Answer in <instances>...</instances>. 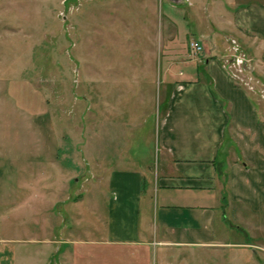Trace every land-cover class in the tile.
<instances>
[{"label":"rangeland","instance_id":"rangeland-1","mask_svg":"<svg viewBox=\"0 0 264 264\" xmlns=\"http://www.w3.org/2000/svg\"><path fill=\"white\" fill-rule=\"evenodd\" d=\"M139 1L0 0V235L41 236L47 209L48 221L74 219L79 203L86 214L109 173L103 162L158 167L167 90L204 52L191 54L194 6ZM253 96L264 117V100ZM225 214L219 239L247 248L184 250L165 264H264V210L233 204Z\"/></svg>","mask_w":264,"mask_h":264},{"label":"crops","instance_id":"crops-1","mask_svg":"<svg viewBox=\"0 0 264 264\" xmlns=\"http://www.w3.org/2000/svg\"><path fill=\"white\" fill-rule=\"evenodd\" d=\"M149 1L156 9V0ZM186 2L199 16L193 40L205 45L204 59L167 90L158 167L119 168L118 162L112 168L103 162L99 166L109 173L94 188L86 214L77 210L79 203L74 219L48 221L47 209L41 236L0 235V264H155L159 247L165 248V264L168 257L182 258L184 250L247 248L219 239L217 224L233 204L252 214L264 210V117L221 58L237 39L264 85V0ZM89 124L96 133L98 122ZM7 201L8 208L18 205L9 195Z\"/></svg>","mask_w":264,"mask_h":264},{"label":"built area","instance_id":"built-area-1","mask_svg":"<svg viewBox=\"0 0 264 264\" xmlns=\"http://www.w3.org/2000/svg\"><path fill=\"white\" fill-rule=\"evenodd\" d=\"M190 48L191 54L195 57L204 52L203 44L196 40L191 41ZM221 64L237 85L264 100V85L254 73L253 59L237 39L230 40L222 55Z\"/></svg>","mask_w":264,"mask_h":264},{"label":"water","instance_id":"water-1","mask_svg":"<svg viewBox=\"0 0 264 264\" xmlns=\"http://www.w3.org/2000/svg\"><path fill=\"white\" fill-rule=\"evenodd\" d=\"M178 2H181V0H177Z\"/></svg>","mask_w":264,"mask_h":264},{"label":"trees","instance_id":"trees-1","mask_svg":"<svg viewBox=\"0 0 264 264\" xmlns=\"http://www.w3.org/2000/svg\"><path fill=\"white\" fill-rule=\"evenodd\" d=\"M226 198V197H225Z\"/></svg>","mask_w":264,"mask_h":264}]
</instances>
